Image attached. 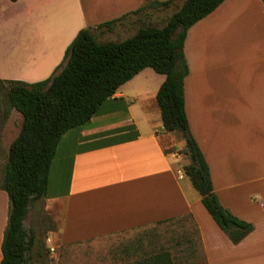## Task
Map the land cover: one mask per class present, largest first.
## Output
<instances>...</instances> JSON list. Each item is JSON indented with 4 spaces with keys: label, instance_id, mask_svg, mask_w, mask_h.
<instances>
[{
    "label": "crops",
    "instance_id": "crops-1",
    "mask_svg": "<svg viewBox=\"0 0 264 264\" xmlns=\"http://www.w3.org/2000/svg\"><path fill=\"white\" fill-rule=\"evenodd\" d=\"M146 1L0 0V78L50 75L80 29L132 23ZM184 52L190 132L220 202L254 229L234 243L203 205L184 171L185 138L165 130L156 103L165 75L146 67L60 139L41 198L57 245L189 218L207 264H264V1L225 0L189 28ZM26 55L39 57L31 70L9 66ZM0 194L1 262L9 197Z\"/></svg>",
    "mask_w": 264,
    "mask_h": 264
},
{
    "label": "trees",
    "instance_id": "trees-1",
    "mask_svg": "<svg viewBox=\"0 0 264 264\" xmlns=\"http://www.w3.org/2000/svg\"><path fill=\"white\" fill-rule=\"evenodd\" d=\"M224 1L147 0L132 13L147 7L175 5L176 10L165 25L140 26L134 35L122 41H99L93 28L85 27L79 30L48 78L37 82L0 78L6 85L9 106L23 117L21 130L10 144L0 183L9 197L0 264H35L31 254L37 236L26 227L25 220L31 205L47 193L60 139L69 130L89 122L122 84L146 67L165 75L156 96L164 128L182 132L186 141L184 151L190 159L184 171L200 193L203 205L234 243L254 229L253 223L235 216L220 202L209 165L190 132L185 107L187 32ZM123 17L100 23L96 28H111ZM130 264L175 262L169 252L162 251Z\"/></svg>",
    "mask_w": 264,
    "mask_h": 264
},
{
    "label": "rangeland",
    "instance_id": "rangeland-1",
    "mask_svg": "<svg viewBox=\"0 0 264 264\" xmlns=\"http://www.w3.org/2000/svg\"><path fill=\"white\" fill-rule=\"evenodd\" d=\"M175 10V5L147 7L136 13L137 18L134 22L123 24V26L115 23L111 30L105 28L95 34L99 41H122L140 26L165 25ZM27 57H30L31 61L17 62L18 59H16L13 63L12 58L8 64L10 67L31 70L33 61L39 57ZM30 62L31 67H29ZM52 74L47 76L42 72L33 77L37 78L33 82L44 80ZM147 105L150 107V102ZM156 121L154 119V122ZM22 123V114L9 106L6 85L0 82V183L10 144L18 136ZM175 131L182 134L179 130ZM3 206L4 199L0 194V211ZM45 206V200H36L31 205L30 214L25 222L26 227L33 229L37 236L31 254L35 264H130L162 251L169 252L175 264H207L199 230L196 223L189 218L57 245L54 231L58 229V224L52 221ZM37 208H39L38 211Z\"/></svg>",
    "mask_w": 264,
    "mask_h": 264
},
{
    "label": "bare ground",
    "instance_id": "bare-ground-1",
    "mask_svg": "<svg viewBox=\"0 0 264 264\" xmlns=\"http://www.w3.org/2000/svg\"><path fill=\"white\" fill-rule=\"evenodd\" d=\"M27 56H28V55H26V57L21 58V60L31 61V60H30V57H27ZM17 62H21V61L18 60ZM11 63H12V62H11ZM18 64H20V63H18ZM25 65H27V64H25ZM28 66H29V65H28ZM26 67H27V66H26ZM29 67H31V62H30V66H29ZM29 67H28V68H29Z\"/></svg>",
    "mask_w": 264,
    "mask_h": 264
}]
</instances>
